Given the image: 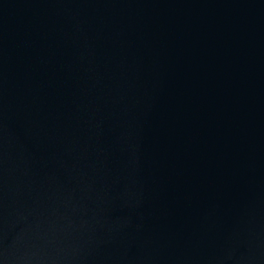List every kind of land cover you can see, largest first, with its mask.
<instances>
[{"label": "water", "instance_id": "1", "mask_svg": "<svg viewBox=\"0 0 264 264\" xmlns=\"http://www.w3.org/2000/svg\"><path fill=\"white\" fill-rule=\"evenodd\" d=\"M0 264H264V0H0Z\"/></svg>", "mask_w": 264, "mask_h": 264}]
</instances>
